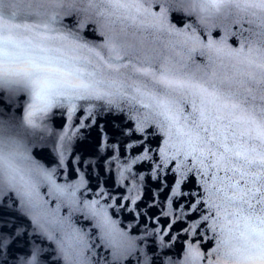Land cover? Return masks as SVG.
Listing matches in <instances>:
<instances>
[{
  "label": "snow or ice",
  "instance_id": "obj_1",
  "mask_svg": "<svg viewBox=\"0 0 264 264\" xmlns=\"http://www.w3.org/2000/svg\"><path fill=\"white\" fill-rule=\"evenodd\" d=\"M0 264H264V0H0Z\"/></svg>",
  "mask_w": 264,
  "mask_h": 264
},
{
  "label": "water",
  "instance_id": "obj_2",
  "mask_svg": "<svg viewBox=\"0 0 264 264\" xmlns=\"http://www.w3.org/2000/svg\"><path fill=\"white\" fill-rule=\"evenodd\" d=\"M172 22L175 23L176 22L175 19H173ZM77 115H80V113H77ZM110 120H111V117H107V118L98 117L97 123L103 124L107 128V127H110L108 123V121ZM76 123L77 121L75 119L72 121H66L59 112H57L56 115L49 121L50 126L57 133L61 132L65 125H74ZM89 123H91V121H89ZM84 135L87 137L85 141L81 142L79 140H74L72 144L70 145L69 151L67 153V156L69 158L75 159V155H73V153L80 154L81 152L85 150V148L89 152H92L95 150L96 143H97L96 128L93 127L90 132L88 130H85ZM45 146L47 147L49 153H51L52 151L51 143H47ZM152 146L155 147L156 145L153 144ZM102 154L104 156V161L108 162L107 164H105L104 161L100 162L101 165L105 168L102 179H107L108 177H110V180H108V182L104 184V187L110 192L111 195L116 196L118 199L121 200V203H127L129 207H131L132 205L130 201H124L122 197L124 195H128L130 189H132L133 194H135L136 187L139 186L142 188V191H143V200H149L152 190H154L156 187V181L151 179V175H150L151 170L150 168L146 166L147 162L140 161L136 164H132L131 174L127 171H124L123 176H121V171H123L126 168V166L130 163L131 157L139 155L138 152L126 150L124 151L123 155H120L119 152H113L111 149H105L103 150ZM110 157H118V158L110 159ZM92 158L95 159V157H92ZM79 167H80V171L85 173V179L88 181L89 187L94 185L96 183V173L99 171V169L98 168L88 169L83 164H81ZM109 168H110V171L108 170ZM141 173L146 174L145 179L143 181H141L139 178ZM132 174L136 175L135 180H133ZM69 179L75 180L77 179V177L69 176ZM117 181L120 182L119 185L117 184ZM57 182L58 183L64 182L63 172L60 173L59 177L57 178ZM184 190L187 191L188 188H185ZM46 191H47L46 187L42 188V192H46ZM95 191L96 189L92 187V191L88 193V198H91L92 192H95ZM161 199H163V196H161ZM108 202L111 203L112 201H108ZM52 203L54 205L55 201L53 200ZM138 203H140L141 207L144 206L140 201H138ZM64 212L65 210L62 209V214ZM128 215H129L128 212L125 211L121 215L114 217V218L121 219L123 220L124 224H127L129 223V221L127 219H124V217H127ZM133 215H135V213H133ZM179 243L180 242L177 241V244ZM44 246L45 247L48 246L47 242H45ZM207 247H211V244H208ZM204 250L206 251L207 248H205Z\"/></svg>",
  "mask_w": 264,
  "mask_h": 264
}]
</instances>
